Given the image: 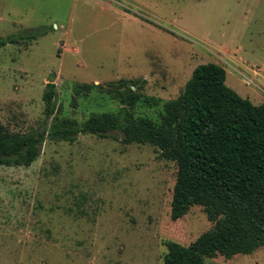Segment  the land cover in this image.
I'll return each instance as SVG.
<instances>
[{
  "label": "rangeland",
  "instance_id": "obj_1",
  "mask_svg": "<svg viewBox=\"0 0 264 264\" xmlns=\"http://www.w3.org/2000/svg\"><path fill=\"white\" fill-rule=\"evenodd\" d=\"M29 31L40 34L0 48V126L12 132L116 112L100 88H75L122 78L142 79L135 113L159 123L206 62L264 103V0H0V38ZM119 138H47L32 165H0V264H164L167 241L190 245L213 227L200 205L172 220L176 163ZM204 264H264V247Z\"/></svg>",
  "mask_w": 264,
  "mask_h": 264
},
{
  "label": "trees",
  "instance_id": "obj_2",
  "mask_svg": "<svg viewBox=\"0 0 264 264\" xmlns=\"http://www.w3.org/2000/svg\"><path fill=\"white\" fill-rule=\"evenodd\" d=\"M39 31L0 38L29 44ZM227 70L216 62L198 64L180 95L164 104L159 123L137 116L142 79H119L98 87L122 103L116 111L93 113L81 125L66 118L51 130L12 132L0 126V165L30 166L47 138L74 142L79 134L119 138L125 144H152L159 159L175 162L177 177L170 215L176 221L195 205L204 207L213 227L190 245L167 241L164 264H204L207 258L232 259L264 247V103L243 97L226 82ZM55 83L44 92L45 111L56 110Z\"/></svg>",
  "mask_w": 264,
  "mask_h": 264
},
{
  "label": "water",
  "instance_id": "obj_3",
  "mask_svg": "<svg viewBox=\"0 0 264 264\" xmlns=\"http://www.w3.org/2000/svg\"><path fill=\"white\" fill-rule=\"evenodd\" d=\"M51 81H52V79H51Z\"/></svg>",
  "mask_w": 264,
  "mask_h": 264
}]
</instances>
